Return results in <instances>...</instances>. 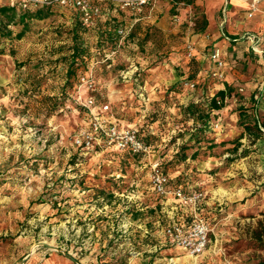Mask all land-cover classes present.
<instances>
[{
    "label": "rangeland",
    "instance_id": "1",
    "mask_svg": "<svg viewBox=\"0 0 264 264\" xmlns=\"http://www.w3.org/2000/svg\"><path fill=\"white\" fill-rule=\"evenodd\" d=\"M197 1L153 0L133 39L99 40L97 22L81 30L90 56L75 64L77 75L68 80L64 58L79 23L74 8L53 4L20 38L19 24L10 26L12 38H0V264H18L31 246L57 249L77 262L66 247L73 246L77 256H98L97 264H249L264 256V151L244 135L235 144L242 132L241 86L225 100L224 106L233 105L228 114L220 109L204 128L216 148L201 142L191 157L198 147L189 140L193 119L181 107L210 98L207 89L200 92L206 82L223 81L198 75V54L208 58L211 44L207 29L200 31L205 8ZM2 3L24 9L20 0ZM112 9L103 5L98 19L131 21L129 12ZM147 25L154 26L156 44L141 47ZM92 111L108 112L118 127L139 129L148 151L132 154L103 142L78 146L74 139L89 129ZM184 143L191 146L181 160ZM156 161L169 179L166 194L152 189ZM177 188L202 197L181 201L172 192ZM197 217L207 223L209 240L201 254L191 255L169 243L165 229Z\"/></svg>",
    "mask_w": 264,
    "mask_h": 264
},
{
    "label": "crops",
    "instance_id": "2",
    "mask_svg": "<svg viewBox=\"0 0 264 264\" xmlns=\"http://www.w3.org/2000/svg\"><path fill=\"white\" fill-rule=\"evenodd\" d=\"M197 2L205 8L206 29L210 35L209 43L211 44V48H219L224 59L223 81L218 84L208 81L206 82L207 87L205 88L203 85L200 92L203 94L205 89H207L206 91L213 95L214 92L225 88L226 85H239L243 88L245 95L243 106L248 108L249 111L251 109L254 114L260 115L263 118L264 0L258 4V10L252 16H248V7L242 0H198ZM249 34L259 36L258 52H254L251 49L249 41L244 38V35ZM197 58L201 64V71L198 72V75L203 76L212 66V62L204 54H198ZM232 106V104L224 106L220 110V114L224 117L231 110ZM100 118L104 124L115 123L118 125L116 119L109 115L108 112L101 114ZM233 134L234 131H232L229 137L231 138ZM246 136L249 140H254V144L261 146L264 151V144L259 142V139H254L251 133H244L243 139L246 140ZM243 143V146L246 148L245 142ZM222 162L216 159V163L220 164ZM31 247V251L18 264H97L96 259H98V256H95L92 252L77 256L79 252L73 246L66 247L72 256L78 258L76 259L78 263L58 253L57 249L44 246Z\"/></svg>",
    "mask_w": 264,
    "mask_h": 264
},
{
    "label": "built area",
    "instance_id": "3",
    "mask_svg": "<svg viewBox=\"0 0 264 264\" xmlns=\"http://www.w3.org/2000/svg\"><path fill=\"white\" fill-rule=\"evenodd\" d=\"M13 1V0H10ZM248 7V16H252L258 10V4L262 0H242ZM43 6L58 4L60 6H70L74 8L80 17L83 25H92L95 19L103 16V5L112 6V10L127 11L132 16L131 21L121 24L116 28V35L123 39L129 32L130 27L144 18H148L153 11V0H20V5L25 8L28 5ZM254 52H258L259 36L256 34L244 35ZM208 58L212 66L205 72L206 76L222 80L224 78V59L219 48L209 49ZM193 85V84H191ZM89 104L93 100L89 99ZM104 109H108L105 105ZM75 143L83 148H89L95 142L106 146H112L114 149L132 154L146 153L149 147L140 138L139 131L134 127H118L117 125L104 124L99 114L91 113L89 129L80 130L74 139ZM169 179L162 172L159 161L152 164L151 185L152 189L159 194L168 193ZM171 192V191H170ZM174 196L181 201L196 202L202 197L201 191H194L189 197H186L180 188L172 191ZM209 228L207 223L200 217L192 219L189 224L172 223L165 229V234L169 243L175 245L191 255L201 254L208 244Z\"/></svg>",
    "mask_w": 264,
    "mask_h": 264
},
{
    "label": "trees",
    "instance_id": "4",
    "mask_svg": "<svg viewBox=\"0 0 264 264\" xmlns=\"http://www.w3.org/2000/svg\"><path fill=\"white\" fill-rule=\"evenodd\" d=\"M174 5L177 3H182L183 5H189L194 3L195 0H173ZM53 5V4H51ZM51 5H43V6H35L29 7L27 6L24 9H18L15 3H2L0 4V38H12V29L10 26L12 25H22L23 28L16 33L15 38H20L24 35L25 28L28 26V23L32 19L42 20L49 16L50 14V7ZM174 5L172 6V12L174 11ZM78 14V12H77ZM78 17V24H75L72 31V45L70 46V54L65 57L64 59L68 61V67L66 71V79L68 80L70 77L76 76V68L74 67L75 64L84 65L86 59L90 56L89 55V48L87 45H84L81 40V36L79 32L81 30L89 28L91 25H83L79 14ZM142 21V20H141ZM136 22L134 23L130 29L128 34L125 36L128 39H133V35L136 31L140 30L141 26H143V22ZM97 22V29H98V39L99 40H109L110 42L115 43V35H116V28L121 25L122 23L117 22L115 19H95L94 23ZM103 22V23H102ZM203 26L200 28L202 32L206 28V20L203 21ZM92 24V25H93ZM95 26V25H93ZM154 26L147 25L145 27L144 33L142 37L139 39L138 44L139 46L144 44L147 41L155 42L156 41L152 38V30ZM193 77V75H189V78ZM236 87L234 85H226L225 88L217 90L210 98H205L203 95L198 99H191L187 104L181 107V113L189 118L193 119V127L194 131L189 135V140L192 141V144H196L198 147L194 153H192L191 157L195 158L197 155V151L200 150V143L204 142L207 144V148L210 151L211 149L216 148V143L214 139H211L206 135L205 127H210L212 122V115L217 114V112L222 109L225 105V100L227 97L231 95L233 91H235ZM58 101H55V104L52 107L53 111L56 108ZM237 120L238 124L242 127V132L240 137L235 139V144L238 142L239 138L244 135V133H253L254 139H259V142L264 144V117L261 118L260 115L254 114L251 109L249 111L248 108L239 107L237 112ZM139 131L140 138L143 142L148 145L146 139L148 138L147 135L141 136V132ZM188 141V142H190ZM228 141H221V144H224ZM191 144V143H190ZM199 144V145H198ZM187 144H183L181 146V150L178 153V158L184 160L186 158V148H188ZM262 245L264 243V239L262 240ZM249 264H264V256L257 261Z\"/></svg>",
    "mask_w": 264,
    "mask_h": 264
}]
</instances>
